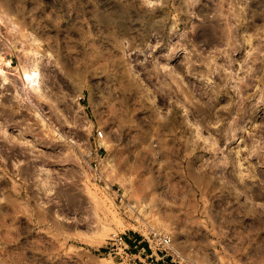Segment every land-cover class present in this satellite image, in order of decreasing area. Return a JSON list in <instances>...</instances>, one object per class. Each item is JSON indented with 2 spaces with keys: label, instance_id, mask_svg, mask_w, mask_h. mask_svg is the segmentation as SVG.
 <instances>
[{
  "label": "rangeland",
  "instance_id": "obj_1",
  "mask_svg": "<svg viewBox=\"0 0 264 264\" xmlns=\"http://www.w3.org/2000/svg\"><path fill=\"white\" fill-rule=\"evenodd\" d=\"M0 264H264V0H0Z\"/></svg>",
  "mask_w": 264,
  "mask_h": 264
},
{
  "label": "crops",
  "instance_id": "obj_2",
  "mask_svg": "<svg viewBox=\"0 0 264 264\" xmlns=\"http://www.w3.org/2000/svg\"><path fill=\"white\" fill-rule=\"evenodd\" d=\"M127 243L137 251V253L143 254L151 250V248L143 242L138 234H133L131 237H128ZM151 252V251H150ZM153 252V251H152ZM147 253L145 257H147Z\"/></svg>",
  "mask_w": 264,
  "mask_h": 264
},
{
  "label": "built area",
  "instance_id": "obj_3",
  "mask_svg": "<svg viewBox=\"0 0 264 264\" xmlns=\"http://www.w3.org/2000/svg\"><path fill=\"white\" fill-rule=\"evenodd\" d=\"M97 136L100 138L102 136L101 131L97 132ZM149 236L151 238V241L156 246H163L168 247L170 244V238L164 234H161L159 231L152 229L149 232Z\"/></svg>",
  "mask_w": 264,
  "mask_h": 264
}]
</instances>
